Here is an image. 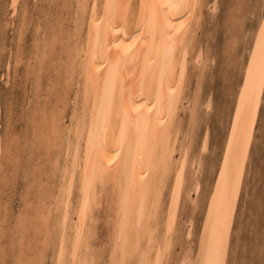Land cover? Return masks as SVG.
<instances>
[{
  "label": "rangeland",
  "instance_id": "rangeland-1",
  "mask_svg": "<svg viewBox=\"0 0 264 264\" xmlns=\"http://www.w3.org/2000/svg\"><path fill=\"white\" fill-rule=\"evenodd\" d=\"M79 1L0 0V264H56L58 260L59 219L64 207L62 184L66 176L63 171L65 165L71 164L77 143L76 125L80 123L81 113H85L81 94L82 62L78 65L83 58L82 54L81 59L77 55L88 38L92 18L89 12L103 5V0H83L90 6L81 13L80 8L77 9ZM198 5L176 72L177 79L184 70L187 74L183 75L186 78L184 91L180 93L177 116L170 130L172 153L168 154L166 168L157 170L164 174H158L164 186L163 205L151 222L157 229L155 238L158 239L153 244V258L165 243L167 207L176 190L180 194L178 219L170 235L171 246L163 252V264H181L188 252L195 253L196 235L199 236L212 190L232 154L231 142L240 136L243 123L249 121L250 158L227 264H264V76L254 69L249 77L245 64L246 60L252 61L254 51L259 54L264 50V0H199ZM69 58L76 62L71 63ZM60 96L62 101L58 102ZM56 100L62 105L56 104ZM43 107H47V111ZM42 113L46 115L43 118ZM52 118L54 122L50 121ZM60 145L64 148H59ZM81 173L82 168H78L70 199L73 220L79 207ZM176 177L182 178L177 181ZM111 185L107 187L112 191ZM107 187L94 188L97 198L95 207L92 206V218L88 219L91 235L80 253L89 261L96 257L92 264H109L112 259L115 193H106L109 192ZM148 238L142 241V249L146 248ZM133 254L137 261L139 255ZM67 259L70 261L69 256Z\"/></svg>",
  "mask_w": 264,
  "mask_h": 264
},
{
  "label": "bare ground",
  "instance_id": "bare-ground-1",
  "mask_svg": "<svg viewBox=\"0 0 264 264\" xmlns=\"http://www.w3.org/2000/svg\"><path fill=\"white\" fill-rule=\"evenodd\" d=\"M80 1L77 9L80 8L81 13H83L90 5L87 7V0ZM198 3L199 0H103L101 8L90 9L91 12L89 13L92 18H87L90 19L88 38L82 47L78 44L81 50L77 55L81 59L82 54L83 58L78 61V65L82 62L83 89H81V94L85 113H81L83 115L80 116V123L76 125L78 126L77 143L71 156L72 160L70 159L71 164L70 166L65 165L63 171L66 175L62 184L61 198L64 207L59 219L60 238L56 264H69V262L70 264H92V261L97 259L93 256L95 259L92 260L91 258L92 261H89L86 257L80 256V253L82 246L87 243L91 235L90 228L92 226L88 223V219L92 218L94 209L92 206H94L97 198L94 188L99 185L103 189L107 185H111L109 183L113 184V187L111 185L112 191L111 188L107 187L109 192L105 190L106 193H115L113 194L115 196V219L112 232L114 235L111 234V237L112 235L114 236L115 241L112 239L114 245L111 246L113 250L112 254L110 253L112 259L110 258L109 264H130V262L134 261L136 262H134L135 264H163V252L166 251L168 246H171L170 235L173 229L176 228L174 225H176L177 212H179L178 202L180 194L179 190H176L172 195L171 203L167 207L166 221L163 218L165 221V233L168 237L164 238L165 243L162 249L153 258L154 255L152 253L155 250H153V244L154 242L157 243L158 239L155 238L157 229L151 225V222L155 220V216L158 214L161 205H163L161 202L164 182L158 177V174H160L158 173V168L163 169L165 167L168 154L171 152L172 132L170 130L177 116L179 96L183 90L185 78H183V75L187 74L184 73L186 70L183 71L180 67L183 72L180 71L181 73L177 79L176 72L181 59L180 55L185 52L186 43H188L187 40L190 37L188 35L191 25L194 24V18H196ZM80 20H83V18ZM82 22H80L81 25L84 23ZM68 37L70 38V36ZM77 38L80 39L79 37ZM78 39L77 41H79ZM54 41L56 43L57 39H54ZM70 41L69 43H71ZM68 48L70 47L68 46ZM71 52L69 51V53ZM77 52L73 51L75 54ZM187 53L189 52L187 51ZM60 56L62 58V55ZM69 56L67 55V57ZM71 58H69L70 62L72 61ZM63 62L62 60L61 63ZM73 67L76 69V66ZM73 71L70 70L71 73ZM79 72L81 74V70ZM71 75L74 76V74ZM65 88L66 90L68 89L67 87ZM68 93L70 94V92ZM68 93H65V95L68 96ZM66 98L70 100L69 97ZM57 100L60 102L62 98ZM57 100L56 104H61L57 103ZM55 106L57 107L58 105ZM75 107L77 108V106ZM63 108L60 109L62 110ZM243 108L245 107L243 106ZM45 111L47 110L45 109ZM44 114L42 118L43 116L51 115ZM57 116L55 117L58 118ZM50 121L54 122L55 120L52 118ZM248 125L249 121H245L242 125L240 136L236 140L233 138L234 140L231 142L233 149L231 157L225 163V167L220 173L221 175L216 180L217 182L214 185L213 193L205 211L202 227H200L199 236L194 233L198 237V240H195L197 241L196 251L195 253L188 252L181 264H185L186 259L191 261L200 258L202 251V258L206 260L215 258V254L219 252L220 259L224 264H227L244 176L250 158V142L248 140L250 128ZM76 126L72 128L76 129ZM68 127L67 130H69ZM192 127L195 128L194 126ZM71 129L70 131L74 133L75 130ZM251 132L254 134L253 131ZM186 135L185 137H187ZM191 137L193 138V136ZM70 139L68 140L71 141ZM81 143H84L83 146ZM59 148L63 149L64 147L61 146ZM183 149L187 151L185 148ZM180 157L182 158V154ZM183 159L186 161L185 157ZM78 168H82L78 183L80 201L76 219L73 220L70 199L73 196ZM182 168L184 167L182 166ZM182 177L178 178L181 179ZM165 178L167 179V177ZM165 181L167 182V180ZM178 185L181 186V184ZM197 202L199 201L197 200ZM194 206L197 207L195 204ZM191 213L194 212L192 211ZM162 214L164 215V213ZM75 220L76 224H73ZM156 225L155 227H158ZM69 229L73 231L70 232ZM189 235L191 236V233ZM147 236L149 237L148 244L145 246L146 248L144 247L145 249H142V241ZM191 237L194 238L193 236ZM46 243L48 244V242ZM133 253L139 255L137 261ZM68 256L70 261L67 259Z\"/></svg>",
  "mask_w": 264,
  "mask_h": 264
},
{
  "label": "snow or ice",
  "instance_id": "snow-or-ice-1",
  "mask_svg": "<svg viewBox=\"0 0 264 264\" xmlns=\"http://www.w3.org/2000/svg\"><path fill=\"white\" fill-rule=\"evenodd\" d=\"M259 57V58H258ZM246 67H247V74L249 77H252L254 73V69L259 71L262 76H264V50H261L259 54L252 53V61L248 62L245 61ZM245 87H247V81L244 82ZM203 251L201 253L200 258H196L194 260H187L185 261V264H224V262L220 259V253L217 252L215 254V258L211 260L203 259ZM70 264V262H69Z\"/></svg>",
  "mask_w": 264,
  "mask_h": 264
}]
</instances>
